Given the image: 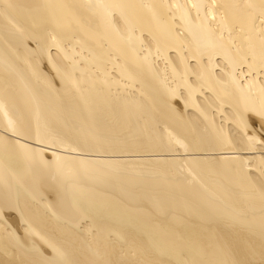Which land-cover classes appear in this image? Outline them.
<instances>
[{"label": "bare ground", "instance_id": "obj_1", "mask_svg": "<svg viewBox=\"0 0 264 264\" xmlns=\"http://www.w3.org/2000/svg\"><path fill=\"white\" fill-rule=\"evenodd\" d=\"M0 264H264V0H0Z\"/></svg>", "mask_w": 264, "mask_h": 264}]
</instances>
